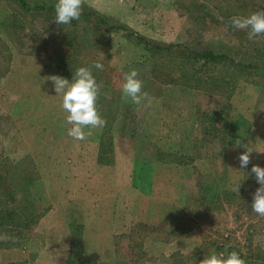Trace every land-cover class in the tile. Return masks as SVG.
<instances>
[{
  "label": "rangeland",
  "instance_id": "rangeland-1",
  "mask_svg": "<svg viewBox=\"0 0 264 264\" xmlns=\"http://www.w3.org/2000/svg\"><path fill=\"white\" fill-rule=\"evenodd\" d=\"M25 1L31 9L0 0V264H200L213 251L264 264V217L251 206V167H264V73L250 67L264 69V35L249 40L231 25L264 0H87L68 25L54 21L57 0ZM137 36L179 44L181 55L151 56ZM201 50L227 57H186ZM95 62L104 65L93 75L107 123L75 140L47 78L71 81ZM131 69L148 93L139 105L122 93ZM236 139L254 149L245 169ZM135 145L146 157L157 146L177 150L182 165L157 169L148 192L152 176L135 171ZM116 179L133 189L115 195L126 200L120 210L94 194ZM144 196L157 202L136 210Z\"/></svg>",
  "mask_w": 264,
  "mask_h": 264
},
{
  "label": "clouds",
  "instance_id": "clouds-1",
  "mask_svg": "<svg viewBox=\"0 0 264 264\" xmlns=\"http://www.w3.org/2000/svg\"><path fill=\"white\" fill-rule=\"evenodd\" d=\"M87 0H57L54 5V21L58 25H68L72 21L80 19L82 10ZM232 27L248 30L249 40H254L264 35V9H259L248 16H236L231 20ZM93 69L103 70L104 65L95 62L91 66H80L73 72V78L69 79L60 75H51L47 79L53 83L55 93L62 97V109L68 113L66 121L72 125L68 129V135L75 140H85L92 133L85 129L103 128L107 121L100 115L97 109V99L100 94V85L93 75ZM143 81L139 78L136 69H131L124 75L122 93L130 97L132 102L139 105L147 98L148 93L142 91ZM236 146H243L245 151L238 156L240 168L245 169L251 163V154L254 149L248 145H242L241 139L235 140ZM264 152V151H258ZM251 173L254 174L259 187L253 194L252 210L260 217H264V167L253 164ZM240 183L235 185L233 191L239 193ZM200 264H247L237 251H231L227 255L224 252L213 251L205 256Z\"/></svg>",
  "mask_w": 264,
  "mask_h": 264
},
{
  "label": "crops",
  "instance_id": "crops-1",
  "mask_svg": "<svg viewBox=\"0 0 264 264\" xmlns=\"http://www.w3.org/2000/svg\"><path fill=\"white\" fill-rule=\"evenodd\" d=\"M137 139L138 138H135V140H137ZM158 148H159L158 146L155 147V150H157ZM160 148L163 149L162 147H160ZM164 149L166 151H169V152H164V150L163 151L160 150V152H161V154H160V153H156L157 151H155L154 154L153 155L151 154L149 157H146L145 154L144 155H138V151L141 149L138 148L136 145H135V148L133 149V153H132L133 161L132 162L134 165H137V167L135 168V171L138 172L137 174L143 175V178H144V176L147 175V173H148L149 177L152 176V179L149 180V182L147 183V187H149L148 192H152L151 186L153 184V181H154L153 177L155 176V171L157 169H159L160 172L162 173V172H164L166 167H173V166L176 167L177 165L181 164V162H179L181 160L176 157L178 154L177 150H169L167 148H164ZM158 155H159V157H158ZM170 155H171V158H165V157L170 156ZM189 158H190V160L192 159L191 156H189ZM147 165H149V166H147ZM171 165H173V166H171ZM145 172H146V175H144ZM128 173L127 174L129 176L132 174V168H131V171ZM171 175H173V174H171ZM181 176H182V174L180 171L179 176L177 177L178 181L175 183V185L180 186V184L182 182ZM171 178L175 179V181H176V176H173ZM115 181H116V183H112V180L110 181L111 186L108 190H105L104 193L101 190L97 194V191H96L94 194H95V198L97 200H95V201L98 202L99 204H101V203L103 204V201H106L107 203L111 202L113 208L115 207L117 210H120V209H123L122 207L125 205L126 200L123 198L121 200H117L116 199L117 194L120 193V195H121V194L133 193V189L129 188L130 184H128V183H125L124 185H118L117 179ZM99 187L101 188V186H99ZM174 194L175 193L173 192V196L170 198V200L172 202L176 203L178 201L177 199H179V196L176 198V197H174ZM146 197H148V196H146ZM175 198H176V200H175ZM136 199L137 200L134 202V205H136V210L143 208L145 206V205H142V203L145 204L147 202H157L155 198H154V200H151L150 198H145V196L142 197V199H141V197L136 198ZM115 201H117V203H118V205L116 204L117 206H115ZM139 201H141V202H139ZM95 205H97V207H98L97 209H100L101 213L103 212V210H105V205H101V206H103L102 208L100 205H98L96 203H95ZM172 205H174V204H172ZM102 217H105V215H102ZM165 221H166V223L169 222V220H167V218L165 219ZM165 221H163V222L165 223ZM105 231L110 232V230H108L107 228H105ZM95 237H96V235H95ZM107 237L108 236H105V241L108 240L109 237L108 238ZM96 239H99V238H96Z\"/></svg>",
  "mask_w": 264,
  "mask_h": 264
},
{
  "label": "trees",
  "instance_id": "trees-1",
  "mask_svg": "<svg viewBox=\"0 0 264 264\" xmlns=\"http://www.w3.org/2000/svg\"><path fill=\"white\" fill-rule=\"evenodd\" d=\"M26 9H31V7L27 6V2L25 0H18ZM245 4V3H244ZM34 7V8H33ZM33 9H38L39 7H35V5H32ZM45 9H51V7L45 8ZM258 8L257 10H259ZM116 28V29H123L126 32V37H132V33L127 30V28L123 27L122 25H117V26H111V28ZM138 42H142L145 49L150 53L151 56H155L156 54H160L161 50H165L166 55H172V56H177L181 55L180 52L181 50H178L179 44H169V45H157V44H151L148 41L144 40L142 37L137 36L135 37ZM176 49V50H175ZM158 52V53H157ZM165 56V55H164ZM183 56V55H182ZM186 57H189L190 60L194 61H200L204 60L206 62H212V63H219L221 60L226 58L227 56L224 53H216L210 50H201V51H195L192 52L189 55H186ZM253 69L258 70L261 73H264V69H262L260 64L253 65L251 64L250 66ZM157 153H160V150L157 149ZM159 157V155H158ZM76 264H88V262L81 260L80 262H77Z\"/></svg>",
  "mask_w": 264,
  "mask_h": 264
}]
</instances>
